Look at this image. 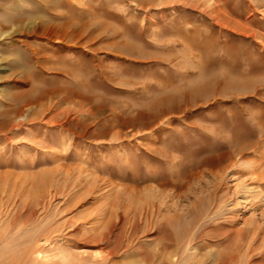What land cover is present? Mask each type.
<instances>
[{"label": "rangeland", "instance_id": "rangeland-1", "mask_svg": "<svg viewBox=\"0 0 264 264\" xmlns=\"http://www.w3.org/2000/svg\"><path fill=\"white\" fill-rule=\"evenodd\" d=\"M0 33V264H264V0H0Z\"/></svg>", "mask_w": 264, "mask_h": 264}, {"label": "bare ground", "instance_id": "bare-ground-1", "mask_svg": "<svg viewBox=\"0 0 264 264\" xmlns=\"http://www.w3.org/2000/svg\"><path fill=\"white\" fill-rule=\"evenodd\" d=\"M33 30H34V28H33ZM0 34H1V33H0ZM1 35H2V34H1ZM10 38H11V37H10ZM13 38H14V37H13ZM14 41H15V42H18V40H15V39H14Z\"/></svg>", "mask_w": 264, "mask_h": 264}]
</instances>
